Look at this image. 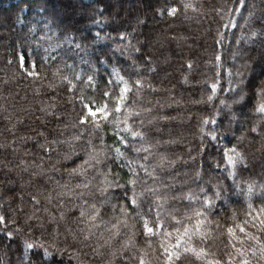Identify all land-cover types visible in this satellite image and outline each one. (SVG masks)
<instances>
[{"label": "trees", "instance_id": "trees-1", "mask_svg": "<svg viewBox=\"0 0 264 264\" xmlns=\"http://www.w3.org/2000/svg\"><path fill=\"white\" fill-rule=\"evenodd\" d=\"M0 217V264H264V0H0Z\"/></svg>", "mask_w": 264, "mask_h": 264}, {"label": "snow or ice", "instance_id": "snow-or-ice-1", "mask_svg": "<svg viewBox=\"0 0 264 264\" xmlns=\"http://www.w3.org/2000/svg\"><path fill=\"white\" fill-rule=\"evenodd\" d=\"M98 111H102V109H96V111H93L91 108H89V112L92 114V115H95L96 112ZM3 220V217H0V221ZM147 227V226H146ZM148 231H151V229H147ZM29 248L33 247L32 245H28ZM45 255H48L47 251L45 250ZM141 264H143V262H141Z\"/></svg>", "mask_w": 264, "mask_h": 264}]
</instances>
